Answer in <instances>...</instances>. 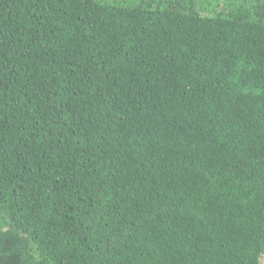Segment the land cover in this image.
<instances>
[{
    "label": "trees",
    "instance_id": "1",
    "mask_svg": "<svg viewBox=\"0 0 264 264\" xmlns=\"http://www.w3.org/2000/svg\"><path fill=\"white\" fill-rule=\"evenodd\" d=\"M0 264H264V0H0Z\"/></svg>",
    "mask_w": 264,
    "mask_h": 264
}]
</instances>
